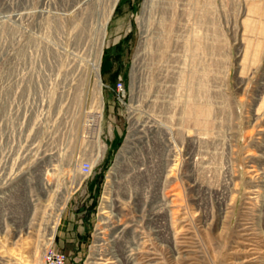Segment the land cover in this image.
<instances>
[{
    "label": "rangeland",
    "instance_id": "374dc122",
    "mask_svg": "<svg viewBox=\"0 0 264 264\" xmlns=\"http://www.w3.org/2000/svg\"><path fill=\"white\" fill-rule=\"evenodd\" d=\"M108 4L0 0V264H264V0Z\"/></svg>",
    "mask_w": 264,
    "mask_h": 264
},
{
    "label": "built area",
    "instance_id": "2783aa9c",
    "mask_svg": "<svg viewBox=\"0 0 264 264\" xmlns=\"http://www.w3.org/2000/svg\"><path fill=\"white\" fill-rule=\"evenodd\" d=\"M22 16V14H19ZM124 83L122 81L117 83V92L120 94L124 93ZM0 99V118L3 122L4 128H17L20 124L21 119V111H20V103L18 100V90L16 86V81L12 80L10 82H6L2 89ZM14 104V107H13ZM0 148H2V142L0 143ZM94 164L91 159L83 160L79 165V178L76 176H72V180L70 183L74 181V189H80L81 185L85 180L90 178L94 171ZM78 183V185L76 184ZM45 259L47 264H65L66 263V255L64 253L58 252L53 248V243L47 246L45 250Z\"/></svg>",
    "mask_w": 264,
    "mask_h": 264
},
{
    "label": "bare ground",
    "instance_id": "6f19581e",
    "mask_svg": "<svg viewBox=\"0 0 264 264\" xmlns=\"http://www.w3.org/2000/svg\"><path fill=\"white\" fill-rule=\"evenodd\" d=\"M90 0H85V3L88 2ZM95 1V0H94ZM95 3V2H94ZM118 3V0H110V5L108 8H106V12H104L102 14V17L101 20L98 22V29L100 31V34H101V38L104 39L106 37V34H107V25L109 24L111 18H112V15H113V12L115 10V7ZM93 4V3H92ZM264 8V7H263ZM252 10L253 11H256L258 10V7L256 5L252 6ZM248 14V13H247ZM263 16V15H262ZM246 24V23H245ZM104 45V44H103ZM103 45L100 46V49H99V52H98V57H97V62L93 68L94 70V74H95V81H96V91H97V103H98V106H97V110L96 112L93 114H90L89 116H91L90 121V127H94L95 125H99L98 124V121L100 122L101 120V116H102V112H103V97H102V89H103V83L101 81V77H100V60H101V56H102V52H103ZM244 56H245V53H244ZM247 60V59H246ZM245 60V62H246ZM243 62V61H242ZM16 63V62H15ZM245 65V64H244ZM16 69V68H15ZM10 77V76H9ZM32 79V78H31ZM1 83V82H0ZM16 86H17V83H16ZM2 96V95H1ZM21 97V96H20ZM22 99V98H21ZM264 106V99L262 101V103L260 104L259 108H262L261 106ZM258 108V109H259ZM257 114V113H256ZM22 118V117H21ZM97 120V121H96ZM257 120V119H256ZM261 120V119H260ZM32 121V120H31ZM31 126V125H30ZM138 126V125H137ZM26 127V126H25ZM99 128V127H98ZM10 130V129H9ZM99 132V131H98ZM25 133V132H24ZM1 134V133H0ZM188 134V133H187ZM96 135H97V132H96ZM98 137V135H97ZM97 137H95V139H97ZM23 139V138H22ZM20 140V139H19ZM95 141V140H94ZM10 144V143H9ZM130 147H127V143H126V146L125 148H123L122 152L119 154L118 156V161H121L124 157H125V154H127L129 151H130ZM29 151V150H28ZM31 154V153H30ZM3 159V158H2ZM167 162V161H165ZM170 163V162H169ZM1 165V164H0ZM118 165V164H117ZM168 165V164H166ZM170 167V166H169ZM167 169V168H165ZM181 169V167H180ZM13 170V169H12ZM254 172L256 170H253ZM165 172V171H164ZM167 173V172H166ZM165 173V174H166ZM48 174L46 173L44 175V177L42 178V182L45 183V185L49 186L51 185L50 181L48 180ZM166 179V178H165ZM165 181V180H164ZM167 182V181H166ZM78 185V183H76ZM52 186V185H51ZM179 196V195H178ZM177 197V196H176ZM174 198V197H173ZM66 200H68L66 198ZM64 204V203H63ZM168 204V203H166ZM169 205V204H168ZM109 212V211H108ZM104 213H107L106 211L103 212ZM53 227H52V233H51V237H50V241L53 240V237H54V233H55V229L57 227V222L53 223ZM101 225V224H100ZM100 233V232H99ZM100 237V236H99ZM104 237V236H103ZM99 238L98 240H96V245L94 246V250L92 252V255H91V262H89L90 264H103V262H109L110 258H107L106 255L104 253H102L100 251V245H99ZM49 245V244H48ZM104 251V250H102ZM105 252V251H104ZM130 253H132V250L130 251ZM111 257V256H110ZM7 261V260H6ZM10 261V260H9ZM10 263V262H9ZM106 264V263H105Z\"/></svg>",
    "mask_w": 264,
    "mask_h": 264
}]
</instances>
